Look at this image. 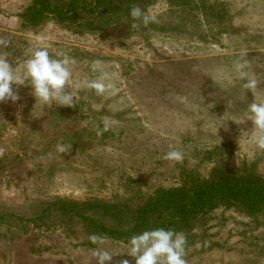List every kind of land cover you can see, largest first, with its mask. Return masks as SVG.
<instances>
[{
	"label": "rangeland",
	"instance_id": "obj_1",
	"mask_svg": "<svg viewBox=\"0 0 264 264\" xmlns=\"http://www.w3.org/2000/svg\"><path fill=\"white\" fill-rule=\"evenodd\" d=\"M31 1L0 0V56L19 68L36 47L67 54L81 87L72 108L43 107L26 85L15 86L19 101L0 103V216L14 215L0 223V264H96L97 250L127 251L128 242H93L76 218L42 215L58 200L115 205L128 223L157 190L215 170L264 178V151L245 133L252 122L241 123L264 101V0H143L97 16L92 30L54 21L23 29L17 16ZM137 7L155 20L124 18ZM101 72L111 88L98 95L86 83ZM172 150L180 161L165 158ZM182 234L186 264H264V210L220 207ZM124 259L135 264L127 254L108 264Z\"/></svg>",
	"mask_w": 264,
	"mask_h": 264
},
{
	"label": "trees",
	"instance_id": "obj_2",
	"mask_svg": "<svg viewBox=\"0 0 264 264\" xmlns=\"http://www.w3.org/2000/svg\"><path fill=\"white\" fill-rule=\"evenodd\" d=\"M143 0H32L19 14L23 29L41 27L48 21L84 25L95 29L97 16L118 13L119 6H133ZM124 18L130 14L126 10ZM241 206L249 215L264 210V178L253 172L219 169L205 181H194L174 190H157L135 211L127 213L111 204H79L56 201L42 209L69 219L76 218L90 236L128 242L133 235L156 228L187 232L198 216L220 207ZM8 217V219H7ZM14 215L0 216L8 222ZM107 222L112 223L109 225Z\"/></svg>",
	"mask_w": 264,
	"mask_h": 264
},
{
	"label": "clouds",
	"instance_id": "obj_3",
	"mask_svg": "<svg viewBox=\"0 0 264 264\" xmlns=\"http://www.w3.org/2000/svg\"><path fill=\"white\" fill-rule=\"evenodd\" d=\"M130 16L134 21H140L144 25L155 20L154 16L145 15L138 7L131 9ZM139 26L137 23L132 25L134 28ZM75 63L74 59L64 53L59 54L58 58L51 57L48 48L43 46L32 49L23 66L19 68H14L7 58L0 56V103L19 101L20 96L15 91V86L26 85L31 88V95L36 103H40L43 107L72 108L76 98V92L72 89L81 87L80 84L71 83L72 66ZM244 67L243 63H238L236 66L239 78L245 81L242 87L248 91H254L258 82L253 75H249L244 70ZM92 70L100 71L99 62L93 64ZM108 79V74L101 72L96 80L87 82L86 86L94 90L96 94L103 95L111 88V84L105 83ZM247 112L248 115L241 123L245 120L251 121L252 130L250 133H245L248 134L257 150L264 151V101L249 104ZM58 151L64 153L65 148L61 146ZM165 158L180 161L182 153L172 150L166 154ZM90 239L96 242L99 238L94 235ZM186 242V237L182 233L156 228L133 235L128 241L127 251L121 254L134 258L135 264H186L184 259ZM121 254L97 250L94 256L96 264H108L113 256ZM120 264H129V261L124 259L120 261Z\"/></svg>",
	"mask_w": 264,
	"mask_h": 264
}]
</instances>
